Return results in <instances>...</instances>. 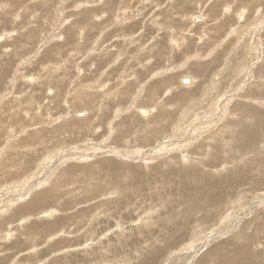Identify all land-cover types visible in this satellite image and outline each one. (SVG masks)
I'll return each instance as SVG.
<instances>
[{
    "label": "rangeland",
    "instance_id": "374dc122",
    "mask_svg": "<svg viewBox=\"0 0 264 264\" xmlns=\"http://www.w3.org/2000/svg\"><path fill=\"white\" fill-rule=\"evenodd\" d=\"M224 259L264 264V0H0V264Z\"/></svg>",
    "mask_w": 264,
    "mask_h": 264
},
{
    "label": "bare ground",
    "instance_id": "6f19581e",
    "mask_svg": "<svg viewBox=\"0 0 264 264\" xmlns=\"http://www.w3.org/2000/svg\"><path fill=\"white\" fill-rule=\"evenodd\" d=\"M230 24H231V23H230ZM133 26H134V25H133ZM135 27H136V26H135ZM181 79H182L181 81H184L185 83H192V81H193L192 78H188V77H185V78H182V77H181ZM104 82H105V81H104ZM150 110H151V109H150ZM149 114H150V113H149ZM149 114H148V115H149ZM72 154H73V153H72ZM221 179H222V178H221ZM202 192H203V190H202ZM42 193H43V192H42ZM45 195H46V194L39 195L38 198H37V197L35 198V199H37V200L34 201V202H35V203H36V202H42V201L45 199L44 197H46ZM46 199H47V198H46ZM46 199H45V200H46ZM221 246H223V245H221ZM230 248H231V247H230ZM219 249H220V248H219ZM217 250H218V247H216L215 249H210L209 252L207 251V253H208L207 256H209L212 252H215V251H217ZM233 250H235V252L237 251L236 249L232 248L231 251L234 252ZM239 250H240V249H239ZM250 250H251V249H250ZM245 251H248V248H247V247L244 248L243 250H241L242 253H245ZM237 252H239V251H237ZM241 252H240V253H241ZM229 253H231V252H229ZM253 254H254V253H253ZM229 255H230V254H229ZM227 256H228V255H227ZM205 257H206V256H204V258H205ZM199 258H200V257H199ZM204 258H203V259H204ZM222 258H223V257H222ZM227 258H228V257H227ZM203 259L201 258L200 260H203ZM220 259H221V258H220ZM254 259H255V258H254ZM256 259H257V258H256ZM228 261H229V260L224 259V260H222V261L220 262V264H228ZM238 261H239V259H238ZM245 261H246V262L248 261L247 264L249 263V259H246V260H244V262H242V264H245ZM217 262H219V261H217ZM258 263H259V262H258ZM199 264H200V263H199ZM233 264H234V263H233ZM238 264H239V263H238Z\"/></svg>",
    "mask_w": 264,
    "mask_h": 264
}]
</instances>
